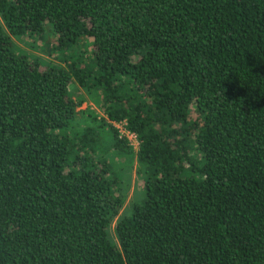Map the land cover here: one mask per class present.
Listing matches in <instances>:
<instances>
[{"label": "trees", "instance_id": "obj_1", "mask_svg": "<svg viewBox=\"0 0 264 264\" xmlns=\"http://www.w3.org/2000/svg\"><path fill=\"white\" fill-rule=\"evenodd\" d=\"M0 264H264V0H0Z\"/></svg>", "mask_w": 264, "mask_h": 264}, {"label": "rangeland", "instance_id": "obj_2", "mask_svg": "<svg viewBox=\"0 0 264 264\" xmlns=\"http://www.w3.org/2000/svg\"><path fill=\"white\" fill-rule=\"evenodd\" d=\"M45 38H31L23 37L17 38L12 37L17 47L29 54V56L35 60H42L43 63L48 61L57 62L59 51H55V36L50 30H46L44 34ZM84 43H81L80 47H84ZM62 65H65L62 63ZM73 95L76 99H82L83 103L78 107V122L82 126H97L94 120V116L97 117V121L105 117L102 110L98 108L94 94H90L85 89L78 87L77 85L73 88ZM95 124V125H94ZM77 126V125H76ZM122 128V125H119ZM77 130H82L78 124ZM110 132H107L108 139H110ZM108 157L110 158L111 169L114 172L116 178V184L121 193L125 195V205L121 211L120 217L130 216L133 212V208L136 203H142L146 196L143 189L144 184V172L143 168L136 157L121 154L118 151L111 148L108 151ZM142 170V173L140 172ZM117 220V219H116ZM116 221L114 222L115 225ZM114 225L111 228V235L116 239L114 232Z\"/></svg>", "mask_w": 264, "mask_h": 264}, {"label": "built area", "instance_id": "obj_3", "mask_svg": "<svg viewBox=\"0 0 264 264\" xmlns=\"http://www.w3.org/2000/svg\"><path fill=\"white\" fill-rule=\"evenodd\" d=\"M119 125H122L123 127L120 128ZM115 126L119 129L120 138L126 137L128 142H130L135 148H138L139 144L136 134L126 129L125 123L117 122L115 123Z\"/></svg>", "mask_w": 264, "mask_h": 264}]
</instances>
